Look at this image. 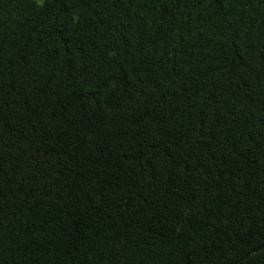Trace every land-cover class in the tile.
<instances>
[{"label": "trees", "instance_id": "16d2710c", "mask_svg": "<svg viewBox=\"0 0 264 264\" xmlns=\"http://www.w3.org/2000/svg\"><path fill=\"white\" fill-rule=\"evenodd\" d=\"M0 264H264V0H0Z\"/></svg>", "mask_w": 264, "mask_h": 264}, {"label": "rangeland", "instance_id": "374dc122", "mask_svg": "<svg viewBox=\"0 0 264 264\" xmlns=\"http://www.w3.org/2000/svg\"><path fill=\"white\" fill-rule=\"evenodd\" d=\"M40 3H42L43 2V0H38Z\"/></svg>", "mask_w": 264, "mask_h": 264}]
</instances>
